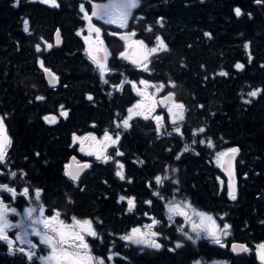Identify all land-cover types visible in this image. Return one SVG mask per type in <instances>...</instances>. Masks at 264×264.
<instances>
[{"label": "trees", "instance_id": "1", "mask_svg": "<svg viewBox=\"0 0 264 264\" xmlns=\"http://www.w3.org/2000/svg\"><path fill=\"white\" fill-rule=\"evenodd\" d=\"M107 2L0 0V114L12 141L10 172L16 175H11V186L30 193L39 189L49 214L92 219L97 235L86 238L91 253L104 259L110 255L117 264H194L198 259L255 264L253 254L230 251L229 240L264 245V0H140L127 29H135L136 38L148 47L157 44V36L167 46L147 59L148 71L121 57L124 43L104 20L92 17L99 37L91 29L93 37H86L85 12L91 16L93 4ZM57 28L61 47L52 42ZM99 40L110 52L106 83L88 54ZM45 69L58 75V87L48 85ZM140 79L165 83L184 105V119L173 129L166 114L159 132L157 120L141 116H132L123 128L135 99L129 81ZM120 81L126 82L121 89L116 87ZM257 89L256 96L248 95ZM201 128L203 132L196 131ZM106 130L120 137L108 152L112 159L89 158L90 167L75 185L64 168L70 156H77L74 135ZM230 147L238 149L235 199L227 190V175L213 160ZM157 176L162 184L155 183ZM118 195L134 198L133 208L115 202ZM171 200H187L221 228L228 224L227 243H193L178 230L183 228L178 222L165 232L159 228L164 232L159 249L140 251L122 239L145 213L154 212L164 222L165 204ZM22 259L8 258L0 249V264H23L17 262Z\"/></svg>", "mask_w": 264, "mask_h": 264}, {"label": "snow or ice", "instance_id": "2", "mask_svg": "<svg viewBox=\"0 0 264 264\" xmlns=\"http://www.w3.org/2000/svg\"><path fill=\"white\" fill-rule=\"evenodd\" d=\"M44 2H50L53 5H55V0H44ZM258 3L261 2V0H257ZM140 0H108L107 3L104 4H93L92 5V12L91 16L87 12H85V19L89 22V27L92 31H94L99 37L100 29L95 27L91 23L92 17H98L99 19L104 20L107 24H118L119 27L124 28L127 25V21L129 16L131 15V12L133 9L137 8L139 6ZM81 11L84 12V6L81 5ZM235 14L237 16L241 15V10L239 8H236ZM159 22V21H158ZM24 30L27 32L29 30L28 28V21H24ZM151 29H149L150 31ZM115 34V33H114ZM134 35V34H132ZM206 36L209 35V33H205ZM124 40H128L129 36H122L121 37ZM158 43L157 47H153L148 50L146 53L144 60L145 63H143L142 67L144 71H148L147 66V59L149 56H151L154 53H157L162 50H166L167 46L164 44L161 37H156ZM57 43H59V30H57ZM102 45V41L100 42ZM136 44L143 45L142 41H136ZM48 47H52V45H48ZM247 47V45H245ZM37 51L39 52L40 46H36ZM100 49H97V55H92L89 53V58L93 61L94 64L97 65V68L100 72L101 80L105 83L107 82L105 80V73L109 71L107 65L103 62L107 58V52L104 50L105 55L103 57L99 56ZM121 57L128 58L125 53H121ZM136 61H134L135 63ZM41 66L43 67V63L41 62ZM237 68H241L242 65L237 64ZM45 72H50L49 69H45ZM222 75L224 73H221ZM50 83H55V76L52 74V77L49 81ZM125 81H122L121 84H123ZM131 83V82H129ZM140 84H143L145 86H149L147 81L141 80ZM121 85H117L116 87L119 88ZM137 86L133 84V88H136ZM157 91H159V88H157ZM260 90H254L252 92H249V96H256L257 93ZM172 97V94L169 93L168 100H170ZM37 100L44 99L43 97H36ZM91 99V97H89ZM146 99H150V97H146ZM161 103H164V101H161ZM167 107V104H165ZM135 108H140L141 106L139 104L134 106ZM173 108L179 109L178 113L173 114ZM61 109H63V105H61ZM129 117L125 118L122 121L123 128L127 129L129 127V120L131 119L132 115H145V118H148V115L151 114L153 109L149 108L147 109V114L142 111H136L134 112L132 108L129 110ZM168 111L172 115L173 123L175 124L177 121H182L184 119L183 116V105L182 104H174L173 107H169ZM61 115L66 116L67 113L65 111H61ZM45 121L48 123L54 122L55 118L49 119V117H44ZM155 119L157 120V131H160V120L161 117L156 116ZM121 124H117V128H120ZM177 133H180V128L176 127L174 129ZM196 131L203 132L204 129H198ZM195 134V131H194ZM105 139L111 140L113 144H116L119 140V133L116 134L115 139H112V137L109 134V131H105ZM74 141L77 139H80L83 142V138L76 137L74 135L73 137ZM11 138L7 135V131L5 128V125L3 123V118H0V164L4 163L7 159V150L11 146ZM201 143H204V141H201ZM208 145L212 146V141L209 139L207 141ZM83 150V148L81 149ZM185 151L188 150V146L185 145ZM238 152V149L231 148L228 149V153L233 154V156ZM90 155L92 153H89ZM117 155H122V153H117ZM227 153H217L218 157H224ZM98 159H104L105 162L112 159L110 156H97ZM179 158V157H177ZM117 163H119L117 161ZM70 165L65 166V174L68 175L73 181H75L79 173L83 171L84 169L90 167L88 163H84L83 165H78L76 169H70ZM122 165H120V168L122 169ZM172 172H175L176 169H172ZM117 176H119L121 179H124L123 172L118 171ZM12 176H15L16 173H11ZM157 184H162L163 179L160 176H157L156 178ZM164 179H167V177H164ZM0 189H4L9 192H14V189L9 188L7 185L0 184ZM39 193L40 190H36V199L39 200ZM24 194H28V189L24 190ZM229 195L235 199L234 192L230 191ZM121 200L126 199V197H120ZM128 204H129V210L134 206V198H127ZM166 208L168 212V219L171 222L173 220L174 216H183L185 218V221L191 224V231L195 233V238L191 235H189L187 232H184V235L188 240H191L193 243H196V240L201 239L202 237L208 238L211 240V242L221 245L222 244V238L229 235V232L227 231L229 229V225L225 224L223 227V230H220L217 228L215 221L211 216H208L206 213L198 212L194 208H192L191 204L185 200V201H175L171 200L166 203ZM16 210L14 208H10L9 206H6L3 204L2 201H0V240H4L8 243L9 251L10 253L14 252V241L11 240L7 235V229L11 227H18V225H12L7 216L9 212H15ZM189 211H191V215H189ZM34 213H38V215L34 216ZM59 212H55L53 216L46 217L44 215V207L43 205H38L35 208H28L25 210V216L30 221V224L28 225L32 229V235L38 236L40 238V242L47 245L51 251L47 257H41L42 260L45 261V264H90L91 261H93V257L89 254V246L85 242L84 234H87L89 236H96L97 233L94 231L92 227V222L88 219L85 220H78L75 217H73V224L72 225H66L64 221L59 219ZM197 219L199 222H196ZM159 221H157L155 218L152 219L151 224L144 225L143 229L141 228H133L131 232L125 236L122 237V239L129 241L132 244L137 245H145L150 248L159 249L161 247V244L154 239V237L158 236L159 233L153 231V228L155 225H157ZM37 225H40L42 227H37ZM76 229H79L78 231ZM180 231H183V228L178 229ZM52 233V235H50ZM16 240H21L24 243L29 244L31 247H35V245L32 244L30 240H23V237L21 235H17L15 237ZM69 241H71L70 248L72 250H69V248L64 247V245L69 244ZM177 247H180L181 245L177 243ZM261 249H264V245L258 246ZM19 252L24 253L28 256V258L31 260L34 253L31 251L25 252L24 248L18 249ZM233 251H247V248L244 245H233ZM261 259L264 260V253H261ZM96 264H104V261L100 258H95ZM111 259V257H109Z\"/></svg>", "mask_w": 264, "mask_h": 264}, {"label": "flooded vegetation", "instance_id": "3", "mask_svg": "<svg viewBox=\"0 0 264 264\" xmlns=\"http://www.w3.org/2000/svg\"><path fill=\"white\" fill-rule=\"evenodd\" d=\"M164 111H167V108H164ZM104 134L105 133H102V134L84 133V134H78V135H76V137L83 138V141H86L87 139H90V143H89L90 153H93L94 150L96 149V144H99L98 147H104L103 143L106 141ZM81 142L82 141L80 139H77V140L74 141L75 151H76V154H77V156H76L77 161L86 162V163L89 164L88 159L92 158V156H94V155L93 154L86 155V153H84V147H80L79 146L80 144H82ZM82 148H83V150H81ZM8 167H10V164H8ZM0 171H1L0 172V184L5 185V183L2 181V179L4 178V174H5V166H4L3 163L0 164ZM0 191H6V190L1 189ZM6 192L9 194L8 195L9 198L13 199V194H11L9 191H6ZM1 199H2V196L0 195V200ZM119 201H126V204H128V200L127 199H124V200H119V198L115 199V202H119ZM11 204H12V201H8L7 202V205L9 207H10ZM18 208L21 211L19 210V211L9 212L8 213L7 218H8L9 222L12 225H18L17 219L20 218V215L23 212L22 211L23 210L22 207H18ZM59 214H60L59 215V219L64 221V223L66 225H72L73 224V217H75V216L62 217V214L61 213H59ZM145 214L146 215L143 218L144 219H150L149 220V224H151L153 218H155V217L157 218V216L155 215L154 212L145 213ZM50 216H53V215H50ZM75 218L78 219L77 217H75ZM144 225L145 224L143 223V220H141L140 222L134 223L133 225L129 226L127 228V231H131L133 228H141L142 229ZM156 227L157 226L155 225V227L153 228V231H155V232H157V230H158V227L157 228ZM28 230L29 229L23 231L19 225H18V227H11V228L7 229L8 237L11 240L14 241V252L10 253L8 243L6 241H4V240H0V249L5 251V254L8 256V258L13 259V257H15L16 255L19 256V257H22L23 258L22 261H17V262H21L23 264L32 263V262L35 263V264H45V261L42 260L41 257H47L49 255L51 249L47 245L41 243L40 242V238L38 236L35 239L32 238L31 235L28 234ZM18 234L23 237V240H30L32 242V244L35 245V247H31L29 244L24 243L21 240H16L15 237ZM50 235H52V233H50ZM156 237H158V236H156ZM70 245H71V241H70V244L64 245V247L69 248L71 250ZM20 248H24L25 252H27V251L33 252L34 255H33L32 259L30 260L27 255H25L24 253L19 252L18 249H20ZM140 251H141V249H140Z\"/></svg>", "mask_w": 264, "mask_h": 264}, {"label": "rangeland", "instance_id": "4", "mask_svg": "<svg viewBox=\"0 0 264 264\" xmlns=\"http://www.w3.org/2000/svg\"><path fill=\"white\" fill-rule=\"evenodd\" d=\"M126 45L127 46H133L134 47V49H132V48L130 49L129 53L126 54V56L128 57V59L130 61H132V62L136 61L135 63L136 64H139V65H142L145 62L144 57H145L146 53L148 52V50L151 49V48H153V47H157L158 46L157 44H155V46H153V47L150 48V47H146L145 45L136 44L133 40L128 41L126 43ZM103 62L105 63V60ZM136 84H137V87L140 88V89H142L143 91L136 92L137 97H136V99H135V101L133 103V106L131 107L133 109V111L134 112H136V111H142V112H145V114H147V109L151 108V109H153V111L151 112L150 115H154V116L158 115L157 110L159 111V103H158V99L157 98L159 96H161L162 91L167 88V85L165 83H157V82L152 83V82H148V85L149 86H145L143 84H140V81L136 82ZM157 88H159V91H157ZM146 97H150V99H146ZM137 104H139L141 107L140 108H135L134 106L137 105ZM173 105H174L173 102L171 104H169V106H167V111H166L168 113L170 119L172 120V123H173L172 115L175 114V113H178L176 108H173V114H170L169 113L168 108L169 107H173ZM141 116H145V115H141ZM81 143H82L81 145H83V147H84V153H86V155H88L90 153V148H89L90 139H87L86 141H83ZM110 144H112L111 140H106L103 143V146L104 147H98L99 144H96V149L94 150V152L92 154L96 158H97L98 155L101 156V157L107 156L105 153L108 152V149H109V145ZM226 151L227 150H224V151H221L220 153H222V152L225 153ZM221 158L222 157H218L217 155L215 156L216 162L218 161L217 162L218 164L220 163V159ZM99 160L104 161V159H102V158L99 159ZM227 190L228 191H232L233 190L232 184H230V185L228 184ZM28 208H25L23 210L22 214L20 215V218L17 219V223H18V225L21 227V229L23 231L24 230H27V229H31V227L28 226L30 224V221L25 216V210L28 209ZM32 208H34V207H32ZM195 210L198 211V212L205 213L204 211H200L198 209H195ZM191 214H192L191 211H189V215H191ZM35 215H38V214H34V216ZM207 215L208 216H211L209 214H207ZM174 217H175V219H174L175 222L178 220V223L179 224H182L183 227L187 228V230L195 238V233H193L191 231V224L188 223V222H186L185 221V218L183 216L177 215V216H174ZM79 220H81V219H79ZM213 220L215 221L214 218H213ZM196 222H199V220L197 219ZM148 224H149V221L145 225H148ZM215 224H216V226H217L218 229L223 230L216 223V221H215ZM37 227H42V226L37 225ZM78 230L79 229H77V231ZM225 237L222 238V243H226ZM84 238H85V235H84ZM202 238H204V237H202ZM206 239H208V238H206ZM69 244H70V241H69ZM254 250L257 251V252H260V254L261 253H264V249H261L258 246L255 247ZM88 251H89V254L91 255V257L94 258L93 261L90 262V264H96V259H95L96 257H94L92 255V253L90 252V249ZM102 260L104 261V264H113L112 262H109V260H104V259H102ZM196 264H222V262L219 261L218 263H207V262H205L203 260H199V261L196 262Z\"/></svg>", "mask_w": 264, "mask_h": 264}, {"label": "water", "instance_id": "5", "mask_svg": "<svg viewBox=\"0 0 264 264\" xmlns=\"http://www.w3.org/2000/svg\"><path fill=\"white\" fill-rule=\"evenodd\" d=\"M57 30L58 29H56L55 32H54L53 41H54V45L56 47H60L62 45V41L63 40H62V37H61V32L59 31V43H57ZM124 36H129V35H124ZM52 74H54L52 71L47 72V73L45 72V79H46V81H47V83H48L49 86H51V87H57L59 85V81H58L57 75L54 74V76H55V83L54 84H52V83L49 82L50 79H51V77H52ZM168 96H169V93L160 98V100H159L160 103H161V101H164V103H161L162 105H165L173 97V95H172L171 99L168 100V99H166V98H168ZM233 158H234L233 154L227 152V155L223 157L222 163H221L222 168L224 170H226L230 174L231 177L233 176V174H232V171H233ZM68 165L71 166L69 170H72V169H76L78 165H83V164H75L74 158H71L70 159V163ZM82 173H83V171H81L79 173V176ZM234 245L239 246V245H243V244H241V243H235ZM237 252H239V251H237Z\"/></svg>", "mask_w": 264, "mask_h": 264}]
</instances>
